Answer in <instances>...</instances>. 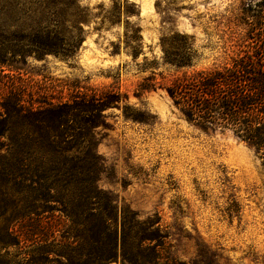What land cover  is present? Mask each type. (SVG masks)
Masks as SVG:
<instances>
[{
	"label": "rangeland",
	"instance_id": "374dc122",
	"mask_svg": "<svg viewBox=\"0 0 264 264\" xmlns=\"http://www.w3.org/2000/svg\"><path fill=\"white\" fill-rule=\"evenodd\" d=\"M247 1L76 0L84 19L68 15L71 21L65 22L69 55L28 56L13 73L33 97L41 93L65 101L77 93L109 91L119 94L120 102L104 111L106 118L94 130L76 117L70 123L81 130L68 125L71 132L66 127L49 139L33 118L11 123L0 147V239L7 229L22 235L20 244L0 241V264H20L32 246L22 239L40 227L39 219L59 229L47 232L50 239L60 238L78 211L73 204L91 187L141 218L159 211L172 234L170 253L186 264H264L260 155L230 130L193 127L161 85L230 62L247 40L242 11L264 9V0ZM59 2L1 3L8 6V23L31 24L40 15L37 6L50 10ZM176 33L193 44L189 66L163 61L161 40ZM147 77L158 84L140 93ZM135 109L145 112L144 121L125 116ZM90 174L97 175L94 186L85 179Z\"/></svg>",
	"mask_w": 264,
	"mask_h": 264
},
{
	"label": "trees",
	"instance_id": "16d2710c",
	"mask_svg": "<svg viewBox=\"0 0 264 264\" xmlns=\"http://www.w3.org/2000/svg\"><path fill=\"white\" fill-rule=\"evenodd\" d=\"M4 1L0 0V147L6 144L2 138L11 129V123L28 118L36 120V127H44L48 139L55 132L63 135L66 127L71 132L68 125L81 130L83 126L70 123L76 117L85 128L94 130L106 118L104 111L119 105V94L77 93L65 101L41 93L33 97L19 73H13L23 69L21 65L28 56L42 59L49 54L69 55L68 45L63 42L67 34L65 22L71 21L68 15L77 22L84 19L76 0H60V7L50 10L37 6L40 15L31 24L8 23L6 17L10 13L8 6L2 5ZM242 14L241 20L248 26L247 40L230 62L185 72L173 80H163L161 85L181 117L193 127L205 132L232 131L255 149L264 164V9L255 14L244 10ZM52 16L56 17L53 22ZM161 43L164 63L178 68L192 63L193 44L185 34L164 36ZM3 67H8V71ZM156 84V78L147 77L140 83L139 92ZM124 114L139 122L145 119L141 109ZM87 157L91 164V157ZM85 179L94 186L98 178L90 174ZM73 207L78 209L76 213H81H75L69 229L60 238L54 235L50 239L52 235L47 232L51 230L53 234L59 229L38 220L36 224L40 227L33 226L22 239L30 241L25 247L32 246L25 250L20 264H186L170 253L172 234L159 211L141 218L129 205L120 208L116 199L93 194L92 187ZM21 235L22 232L7 229L0 241L5 246L20 244Z\"/></svg>",
	"mask_w": 264,
	"mask_h": 264
}]
</instances>
